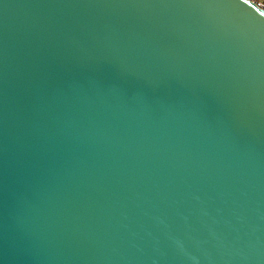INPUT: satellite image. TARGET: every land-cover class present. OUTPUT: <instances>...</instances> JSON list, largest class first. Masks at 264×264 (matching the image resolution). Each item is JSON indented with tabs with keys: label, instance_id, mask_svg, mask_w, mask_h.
<instances>
[{
	"label": "water",
	"instance_id": "95a60500",
	"mask_svg": "<svg viewBox=\"0 0 264 264\" xmlns=\"http://www.w3.org/2000/svg\"><path fill=\"white\" fill-rule=\"evenodd\" d=\"M261 12L0 0V264H264Z\"/></svg>",
	"mask_w": 264,
	"mask_h": 264
},
{
	"label": "built area",
	"instance_id": "2783aa9c",
	"mask_svg": "<svg viewBox=\"0 0 264 264\" xmlns=\"http://www.w3.org/2000/svg\"><path fill=\"white\" fill-rule=\"evenodd\" d=\"M256 5L264 10V4L261 3V0H253Z\"/></svg>",
	"mask_w": 264,
	"mask_h": 264
},
{
	"label": "snow or ice",
	"instance_id": "6c2138e0",
	"mask_svg": "<svg viewBox=\"0 0 264 264\" xmlns=\"http://www.w3.org/2000/svg\"><path fill=\"white\" fill-rule=\"evenodd\" d=\"M261 3L264 4V0H261ZM260 15L264 16V12H261Z\"/></svg>",
	"mask_w": 264,
	"mask_h": 264
}]
</instances>
